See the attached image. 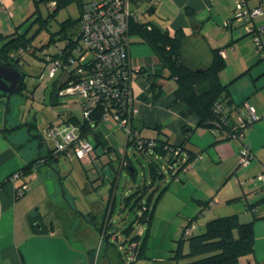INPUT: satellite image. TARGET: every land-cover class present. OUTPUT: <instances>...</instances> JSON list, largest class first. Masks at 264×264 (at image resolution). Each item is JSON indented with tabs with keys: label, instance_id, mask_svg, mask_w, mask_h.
Segmentation results:
<instances>
[{
	"label": "crops",
	"instance_id": "crops-1",
	"mask_svg": "<svg viewBox=\"0 0 264 264\" xmlns=\"http://www.w3.org/2000/svg\"><path fill=\"white\" fill-rule=\"evenodd\" d=\"M83 1L84 12L97 0ZM248 4L253 8L259 5L264 7L263 0H248ZM11 5V0H0L1 17L7 12L6 19L11 20L13 16L10 12ZM233 7L232 0H162L152 9L148 6L147 10L151 14H161L159 19L163 20L164 25L160 26L164 31L173 35L176 31L185 33L182 54L190 68L198 70L209 67L214 57V50H225L226 68L222 70L219 78L222 84L229 85L228 100L232 101L231 108L235 109L236 106L249 102L258 115H264V60L255 52L253 41L250 37H246V32L235 26L224 29V23L232 18ZM152 23L154 24V21ZM9 24L7 20L1 23V35L11 33ZM255 24H264V15L256 20ZM138 39L139 44L146 45L140 38ZM152 52L145 50L143 46L136 48L131 46L130 49L131 66H140L145 70L133 79L132 89L137 110L134 125L146 138H154L157 141L168 140L170 145L182 144L185 160L190 155H193L195 160L202 156V160L193 161L191 170L179 173L175 182L180 181L179 185L186 193L181 199L190 209L187 221L201 211L204 215L208 213L207 218L210 217L211 220L217 219L222 214L218 212L220 210L226 214L220 215L223 217L238 215L240 221L252 223L254 226L253 263H264V182L256 179L264 171V121L256 123L245 133L244 142L224 140L219 137L218 132L198 127V117L187 112L184 104L175 103L177 82L169 78L168 70L161 69L159 58L153 50ZM90 56L91 54L87 55L88 58ZM53 82V79H45L36 93L45 94L50 87L48 85H51L49 98L53 104L61 103L67 99V96H62L60 92L56 93L52 86ZM77 102L78 99L74 103ZM79 103L80 101L69 105V111L60 113L54 121L55 124L63 120L78 125L74 121L77 117L73 110H81ZM233 113L235 116L236 112ZM116 127L114 122L106 126L93 124L88 140L95 146L99 162H104L105 156L101 155L103 149L108 155H118L121 160V171L127 166L126 168L131 172L133 166H130L132 161L127 154L129 148L127 137L123 130L116 133ZM3 136L10 147L5 146L0 152V169L9 166L19 152L34 149L31 147L32 143H28L29 138L13 136L12 132ZM35 137L38 139L37 135ZM245 145L254 154V161L249 167L244 168L239 165L238 159ZM122 153L125 154L124 157ZM111 159L113 162V158ZM33 160L30 159L20 167L17 163L18 168L12 173ZM111 161L109 165L114 166L113 163L110 164ZM8 176L3 180L4 182ZM21 182H6L2 188L0 187V228L4 219L8 221L9 228L10 223L14 221L17 227L21 211L19 216L21 232L5 236L0 234V264H93L91 251L82 246L72 245L65 239L63 233L51 231L49 234L44 232L37 234L30 230L25 219L28 212L26 209L24 211V204L16 202L14 195L15 186L20 185ZM204 202H210L205 209L201 205ZM216 207L220 208L216 209Z\"/></svg>",
	"mask_w": 264,
	"mask_h": 264
},
{
	"label": "rangeland",
	"instance_id": "rangeland-1",
	"mask_svg": "<svg viewBox=\"0 0 264 264\" xmlns=\"http://www.w3.org/2000/svg\"><path fill=\"white\" fill-rule=\"evenodd\" d=\"M11 1L10 12L14 17L11 15V20H8L7 12L4 13V17L0 14V25L7 20L11 26V33L7 38H12L20 31L23 36L31 40L33 48L19 61L27 75L25 81L27 88L22 94L12 98L11 113L7 121L8 125L17 123L15 126H21L22 124L21 128L15 132L12 131L13 136L28 139L37 135L38 139L35 138L31 142V147L34 148L32 151L19 152L9 166L0 169V183L18 168L17 163L20 167L30 159L35 160L38 157L41 152L40 140L43 142V152H47L46 141L49 139L47 134L49 128L55 124L54 121L60 113L69 111V105L77 104L81 100L73 96L64 98L65 100L61 103L53 104L49 98L52 91L51 85H48L50 87L45 94L36 93L45 81L39 79L44 73L46 64L43 61L44 52L40 50L45 48L49 54H54L58 48L65 46V42L59 41L57 32L64 21L76 20L81 16L79 2L75 0L70 5L55 11L56 9H51L44 0ZM236 1L232 0L234 7L231 17L236 14ZM148 6H150L149 2L137 8L139 19L144 22L154 21V24L160 28L164 25L163 20L159 19L161 14H151L147 10ZM40 14L46 20L41 24L38 22ZM234 26L247 32L245 26H240L237 22H234ZM246 37H250L253 41L252 35ZM53 38L58 41H53ZM131 43L132 48L143 46L145 50L152 52L147 45L139 44L138 38L133 37ZM253 47L256 52L255 41H253ZM77 99L78 102L74 103ZM73 111L80 126L84 125L82 111L78 109ZM5 113V107L0 103V129L5 127ZM240 115L241 113L236 111L235 119H240ZM32 123L36 127L30 133L31 126L28 125ZM119 130L116 127V133ZM5 146L9 148L10 144L0 133V152L5 149ZM127 151L129 160L132 161L128 160V162L130 166H133L131 172L126 168L127 166L121 171V160L118 155H108L103 149L101 155L105 157L102 163L98 161L99 158L94 163L88 164L76 156L71 158L62 156L52 167L40 165L38 172L25 178L30 190L16 202L24 204V211L26 209L27 212L42 216L45 234L51 231L63 233L65 239L72 245L82 246L91 251L93 264H183L206 257L192 256L189 242L181 243L182 229L186 225L190 209L181 199V196H185L186 193L179 185L180 181L175 183L178 178L172 176L168 170L169 167L177 170L178 164L174 163L170 166L168 162L170 155L166 158H160L158 155L149 157L150 155L135 150L132 145ZM124 156L125 154L122 153V157ZM110 161V164L113 163L114 166L109 165ZM151 161L160 165L166 176L162 180L155 181L154 185H152L154 180L150 174ZM146 186H150L151 189L140 193L139 189L145 190ZM164 187H167L166 192L157 203L152 221L148 223L143 219L147 209L145 204L153 193L156 195ZM141 201L144 207L138 204L142 203ZM155 204L156 200L152 202V205ZM218 212L222 213L220 215H226L221 210ZM220 215L219 217H223ZM19 216L17 227L14 221L10 223L9 228L8 221L4 219L0 228L2 236L21 232ZM208 216V213L202 214L197 223L195 222L197 224L195 227H198L194 230L196 233L205 231L207 221L211 220L210 217L207 218Z\"/></svg>",
	"mask_w": 264,
	"mask_h": 264
},
{
	"label": "trees",
	"instance_id": "trees-1",
	"mask_svg": "<svg viewBox=\"0 0 264 264\" xmlns=\"http://www.w3.org/2000/svg\"><path fill=\"white\" fill-rule=\"evenodd\" d=\"M44 2L50 5L51 9L53 8L56 9L55 11H58L64 8L65 6L70 5L72 2H75V0H44ZM78 2L81 8V16L76 20L68 19L61 24L62 27L57 32V35H59V41L65 42V46L63 48H58V51H56L54 54H49L52 57L59 58V50L64 51V53L68 51L72 52L73 50L74 41L77 39L76 37L78 36L81 28L80 20L82 15L84 14L82 11V3L84 1ZM147 2L150 3V0H132V7L134 10H137V8L141 4ZM149 7V9L154 8V6H152L151 4ZM44 21L46 22V20L40 14V17H38V22H40L41 24ZM130 34L132 37L140 38L143 43L150 46L154 51L156 57L159 58L161 69L168 70L169 78L176 80L177 88L175 90L174 96L175 103L178 102L184 104L187 112H190L191 114H194L198 117V127H204L211 131L214 130L219 133L220 138L224 140H232L229 137V134L231 133L233 127L237 124V119H235L233 111H238L239 108L244 104L236 106L235 109L231 108L232 101L228 100L230 97V92L228 90L229 85L222 84L221 79L219 78V75L222 70L226 68L225 58H223V56L220 54L222 49L214 50V57L209 67L194 70L190 68L187 63H185L182 56V42L185 38V33H183L182 31H176V33L173 35L167 31H164L161 27L159 28L152 22L140 21L139 23L136 22L131 24ZM248 35L249 34H247V36ZM7 37L8 35L4 36L0 34V43H2V45L0 46V57L3 58L5 62L11 61L12 63L17 64L19 66V61L22 58L18 56V50L27 49L31 47V52L33 48L32 42L26 36H23L20 31L13 35L12 38ZM67 40L69 41L67 42ZM53 41L56 42L58 40L56 38H53ZM43 50H45V48L40 51L42 52ZM35 54L36 53H34V55ZM258 54L264 60V56H262L260 53ZM45 57L43 58L44 62L46 61ZM141 70L142 71L140 73L145 71L143 67ZM53 80L54 84L52 86H54L53 88L55 89L56 93H58L62 89H65L68 86L69 79L68 76H66L65 74L60 73ZM23 87L27 88L26 83L23 84ZM5 97L6 96L4 95L3 99L0 100V103L3 104L4 107H6ZM10 110L9 114L11 113ZM100 117L101 113L98 112L95 115V118L93 119V124H100ZM74 121H76L80 126L79 121H77V118H75ZM6 124L7 127L10 128L14 127L17 123L8 125L7 121ZM255 124L256 123H254V125ZM28 126H31L30 133L33 131V128L36 127L34 123ZM80 128L83 132V135L88 137V134L92 132L93 125H91L88 121H85V124L81 125ZM134 128L135 130L139 131L135 125ZM139 133L142 136L140 131ZM2 134L6 135L8 133L3 132ZM142 137L146 138L144 136ZM35 138V136L29 138L28 143L34 141ZM152 140H155L157 142V145L153 149H145L141 151L138 150L135 144L132 142H128V145L129 147L130 145H132L133 148L140 153L150 155L149 157L158 155L160 158H166V156L170 155V158L168 159L170 166L174 163H177L178 169L175 170L174 167L168 166V170L171 175L176 178L179 177V173L188 171L186 170L187 166L190 164L191 161L195 160V157L193 155H190V157H188V159H186L184 162L175 159V150H177L178 147L183 149L182 144L170 145L168 144V140L159 139L157 141L154 138ZM39 144V146H41L42 151L41 155H38L35 160L26 164L25 166H23V168L17 170L16 172L12 173L5 180L6 182L13 181V183L21 181L23 182H21L20 185L15 186L14 195L16 200L20 197L25 196V193L28 192L27 189L22 192V195L17 194L18 190L22 189L24 185H28L27 181H24L26 177H29L34 172L38 171L37 169L40 165H49L50 167H52L53 164L59 162L60 158H54L51 151L47 150L46 153L43 152L44 146L41 140ZM246 147L248 148V146ZM249 150L251 149L249 148ZM182 151L183 150H181V152ZM183 153L184 152L180 154V157L183 155ZM149 165L150 174L154 180L152 185L155 184V181L162 180L164 177H166L162 168L160 167V165H157L156 162L151 161ZM18 172H22L23 177H21L20 179H14L13 176ZM6 182L3 181L0 187L2 188ZM149 187L150 186H146L144 188L145 190L139 189V192H147L149 189H151ZM166 189L167 187L162 188L156 195L153 193V195L150 196L148 203L145 204L147 209L145 210L146 216L143 219H145L146 222L150 223L152 221L155 215L154 212L157 203L160 201V199L166 192ZM155 200L156 204L152 205V202ZM141 202L142 203L138 204H140V207H144L143 201ZM209 204L210 202L201 203L203 209H205V207ZM202 214L203 211H201L195 217L189 219L186 222L187 224L182 229L181 243L185 241L189 242L190 254L192 256L203 255L206 257L195 260L194 262H187L183 264H249V262H251V264H254L252 261V255L254 253L255 245L254 226L252 223H243L239 220V216L236 214L229 215L226 217H217V219L208 221L205 226V231H203L202 233H196L194 231L196 230V226L191 232L190 236L185 238V236L183 235L185 229L192 226L193 223L197 222V220L201 217ZM25 219L32 232L38 234L39 232L41 233L44 231L45 223L43 222L42 216H40L38 213L34 214L32 212H28L26 214ZM38 226L40 227V229H38Z\"/></svg>",
	"mask_w": 264,
	"mask_h": 264
},
{
	"label": "built area",
	"instance_id": "built-area-1",
	"mask_svg": "<svg viewBox=\"0 0 264 264\" xmlns=\"http://www.w3.org/2000/svg\"><path fill=\"white\" fill-rule=\"evenodd\" d=\"M83 2V0H78ZM162 0H150L152 6L159 5ZM55 5V4H53ZM235 16L224 23L226 29L232 28L234 22L245 26L247 34L252 35L255 41L256 52L264 56V24L256 25V20L264 15L262 5L251 7L248 0H237L235 3ZM80 20V31L74 41L72 52L59 50V58L46 56V66L40 80L55 79L60 73L68 76V86L60 90L62 96H75L81 98L79 109L83 118L93 125L95 115L100 112V125L106 126L114 122L127 136V142L135 144L138 150L153 149L157 142L143 138L134 128L136 114L135 97L133 94V79L142 71V67H132L130 62V49L132 36L130 27L132 23H139L138 11L133 9L132 0H99L89 7ZM253 23V24H252ZM30 48L19 49L18 56L23 58L30 52ZM91 54L90 58L87 57ZM227 58L225 50L220 53ZM17 56V57H18ZM241 113L229 137L232 140L244 142L246 130L264 121V115H258L249 102L237 111ZM49 139L46 141L48 150L56 159L66 156H76L82 162L92 164L97 159L96 149L83 135L80 126L71 122L59 120L47 132ZM183 150H175V159L184 162L180 157ZM202 160L199 156L194 161ZM239 165L249 167L254 161V154L243 146L239 153ZM193 161L186 170H191ZM22 172L16 173L13 178L20 179ZM264 182V171L258 177ZM28 189V185L18 190L17 194ZM195 228V223L184 231L185 238L189 237Z\"/></svg>",
	"mask_w": 264,
	"mask_h": 264
},
{
	"label": "water",
	"instance_id": "water-1",
	"mask_svg": "<svg viewBox=\"0 0 264 264\" xmlns=\"http://www.w3.org/2000/svg\"><path fill=\"white\" fill-rule=\"evenodd\" d=\"M27 75L21 70V68L17 65L12 63L11 61H4L3 58L0 57V100L3 99L4 95L6 97V107H5V118L4 124L5 127L0 129V133L6 132L10 133L12 131L21 128V126L15 127H7V117L9 114V110L11 107L12 97L17 95L22 90V86L25 83ZM30 128V127H29ZM42 144V143H41Z\"/></svg>",
	"mask_w": 264,
	"mask_h": 264
},
{
	"label": "flooded vegetation",
	"instance_id": "flooded-vegetation-1",
	"mask_svg": "<svg viewBox=\"0 0 264 264\" xmlns=\"http://www.w3.org/2000/svg\"><path fill=\"white\" fill-rule=\"evenodd\" d=\"M19 67L21 68V70L24 72V70H23V68L21 67V65H19ZM25 73V72H24ZM26 81V80H25ZM23 87V86H22ZM26 88H22V90H21V93H23L24 92V90H25ZM6 97H7V95H5ZM6 97H5V99H6Z\"/></svg>",
	"mask_w": 264,
	"mask_h": 264
}]
</instances>
